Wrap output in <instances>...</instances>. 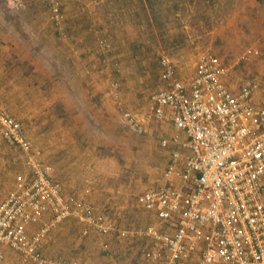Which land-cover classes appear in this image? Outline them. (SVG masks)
Instances as JSON below:
<instances>
[{"label":"rangeland","instance_id":"374dc122","mask_svg":"<svg viewBox=\"0 0 264 264\" xmlns=\"http://www.w3.org/2000/svg\"><path fill=\"white\" fill-rule=\"evenodd\" d=\"M127 5V0H0V106L24 121L22 126L42 159L51 129L70 119L64 115L62 98L69 99L77 90L92 95L90 102L105 115L106 128L91 110L83 115V146L90 145L94 161L79 167L84 178H76L71 171L68 175L73 177L62 182L66 188L70 184L68 191L101 207L116 218L117 226L125 228L140 227L139 223L125 225L124 212L139 216L136 197L160 179L170 152L159 144L171 135L170 125L151 113V98L159 87L160 56L170 57L180 76L188 77L202 52L213 53L225 65L234 66L230 87L237 90L244 80L253 79L258 89L252 100L264 104V0H235L232 11L203 32L196 20L186 15L176 19L169 9L162 18L167 30L163 34H151ZM249 47L258 49L260 56L242 64L240 56ZM67 48L71 49L68 56ZM105 97L110 101L105 102ZM124 112L134 116L142 133L123 124ZM147 140L165 152L163 160L156 151L151 153ZM24 161L21 151L0 136V200L13 188L16 175L27 173ZM144 162L150 165L151 176L143 171ZM92 187L98 191L96 199ZM63 224L54 253L67 246L71 253L81 254L82 264L139 263L143 242L114 238L115 249L104 252L98 240L81 236L74 221ZM49 237L44 242H51L53 237ZM93 243L96 255L91 252ZM121 249L124 257L117 252Z\"/></svg>","mask_w":264,"mask_h":264},{"label":"built area","instance_id":"2783aa9c","mask_svg":"<svg viewBox=\"0 0 264 264\" xmlns=\"http://www.w3.org/2000/svg\"><path fill=\"white\" fill-rule=\"evenodd\" d=\"M259 56L249 47L239 61ZM158 68L162 88L151 98L153 117L183 134L178 144L186 153L177 166L180 153L172 152L165 171L179 185H158L136 197L161 226L119 228L87 199L66 194L22 125L0 106V136L21 151L30 172L0 203V264H79L41 251L68 221L83 237L143 242L138 264H264V104L252 100L258 83L246 79L234 90V66L209 52L198 56L191 77H179L168 56H160ZM121 117L142 133L130 112ZM99 246L107 252L106 242Z\"/></svg>","mask_w":264,"mask_h":264},{"label":"crops","instance_id":"0c3cea01","mask_svg":"<svg viewBox=\"0 0 264 264\" xmlns=\"http://www.w3.org/2000/svg\"><path fill=\"white\" fill-rule=\"evenodd\" d=\"M64 47H66V46L64 45L63 48ZM67 47H68V44H67ZM66 50L68 52L67 56L70 55L69 53H70L71 49L67 48ZM65 60H67V59H65ZM177 71H178V69H177ZM193 72H194V68H193L192 74H193ZM192 74H190L188 77H191ZM178 75H179V77L185 78L184 76H180L179 72H178ZM158 79H159V74H158ZM160 88H162V83L159 80V87H158L157 91ZM77 91L78 92H76L74 94H71L70 95L71 97L69 99L68 98L66 99L65 97L62 98V104H63V108L62 109H63L64 115L68 114L70 119L67 122L60 123L58 127H55V128L51 129L50 142L49 143L46 142V144L44 146V152H43V157H42L41 161H42V163L44 165H46L47 167H49L51 169L54 178L61 184L62 189H63V191L66 194H71V195H75L77 197H81V196H79L76 193L68 191V188H70V184L67 185V188H66V184L64 182H62V180L69 179V178H71L73 176H76V178H78L80 176L79 167L83 166L85 164L91 165L93 163V161H94L92 158H90V151H91L90 145L87 146V147L83 146L84 144H86V142L84 141L85 137L83 135L85 125L81 123V118L83 117V115L87 111L91 110V112H92L91 115L95 116L98 119V121L102 125V128H106V125H105L104 119H103V118L106 119V117H105L104 114L96 112V111H98L100 109L96 110L95 106L90 102L92 100V95H90L89 93H87L85 91H82V90H77ZM105 98H104L105 102L110 101V99L108 97H105ZM1 106H2V104H1ZM106 106L108 107V111L112 110L110 104L106 103ZM151 106H152L151 107V110H152V108H153L152 101H151ZM2 108L7 112V110L3 106H2ZM108 111H104V112L106 113ZM151 113H152V111H151ZM9 115H11V114H9ZM152 116H153V113H152ZM12 117L14 119H16L14 116H12ZM16 120L18 121L19 119H16ZM18 122L21 125H24V121H22V120L20 121L19 120ZM161 122L168 123L170 125V128H167V129H168V133H170L171 135H168L166 138H162V139L160 138L161 140H159V144H160V146H162L161 145V141L162 140H166L167 143H168L167 146H165V147L162 146V147H163V149L164 148L169 149L170 152L168 154L164 170L160 171V174H159V175H161L160 179L158 177V180H156L153 184H151V186L150 185L146 186L143 189L142 192H144L147 189L154 188V187H156L158 185L159 186H161V185L173 186L175 184H178V185L180 184L178 181H175L174 179H171V178L167 177L165 175V171H166V169L169 166L172 165V157H171L172 152L178 151L179 153L180 152L185 153V151H183L180 148V145L178 144V143L184 141L185 139H184L183 134L180 133L179 131H177L176 129H174V127L172 126L171 123L166 122V121H161ZM103 124H104V126H103ZM23 130L25 132L24 127H23ZM57 132H60V134H57ZM162 132H163V130H162ZM25 134H26V132H25ZM26 136H27V134H26ZM28 139L30 140L29 137H28ZM46 141H47V139H46ZM146 144H148V147L150 148L151 153H155V151H156L155 154H156L157 158L160 159V160H163V159H161V156L165 152H160L158 149H154L153 148V147H156V142H154L153 140L152 141L147 140ZM109 161H110V155L107 157L105 162L108 163ZM183 161H184V156L180 155V158H179V160L177 162V166L182 164ZM58 163H60L62 166L58 165ZM141 165H144L143 171L148 173L151 176V174L149 172L150 165L147 164L146 162H144ZM59 167L60 168L62 167L61 169H63V170H60ZM71 171H74L73 176L72 175H68V173H70ZM109 174H111V172L107 173V177L109 176ZM29 176H30V172H29V169H28L27 173H25L23 178L25 180H28ZM18 177H21V174L16 175L15 184H14L13 188L9 191V193L14 189ZM84 177H85L84 175L80 176V178H84ZM92 177H93V174L89 175L88 179H91ZM93 181H95V180H93ZM90 190H91L90 192L93 194V199H96V197H97L96 194L98 193L96 187H92ZM6 197H7V195L0 200V203ZM92 204H94V203H92ZM95 206L98 209L103 210L101 207H99L97 205H95ZM136 206L139 209H141L139 216L133 215V213L131 211H129V210L125 211L124 215H123L124 216L123 222H125L127 220L126 223H124L125 225L126 224H133L134 225L135 223H139L140 227H138V226L129 227V228H138V229L144 228V227H146V226H148L150 224L161 226L159 224L158 220L156 219L155 215L151 211H147V210L141 208L140 206H138L137 202H136ZM106 216L109 218L110 221H112L113 223L117 224L116 218L112 219L109 214H106ZM139 220H140V222H139ZM121 224H122V222H121ZM128 226H130V225H128ZM64 227H65L64 224L60 225L59 228L54 230L49 235L50 236L49 238H51V237H53V238H52L51 242H47L46 243V241H45L43 243V245L41 247V251H42V253L44 255H46L48 257H51V258L61 257V258H64V259H67V260H70V261H76L79 264H82L81 263L82 262L81 261V259H82L81 258V254L79 252H72L71 253L68 250L67 246H65L62 249V251H60L59 253H57L56 251L54 253V251H53V248H57L58 247L59 242L57 244V241L61 240V237L60 236H56V235L61 233L62 232L61 230ZM77 227H78L79 232H80V228H79L78 225H77ZM118 227L119 228H123V229L125 228L124 226H121V225H118ZM171 231L172 230H170L169 232H171ZM89 237L92 238L93 240L94 239L98 240V244L100 242H106L107 244H109L110 245V246H108V252L109 253H111V251L114 250L115 247H116L112 243V240L114 239L113 237L110 238V237L106 236L105 238H103V237H99V236H97L96 234H93V233H90L88 238ZM117 241L122 242V240H119V239H117ZM124 241H126V240H124ZM127 242H130V241H127ZM90 248L92 250L91 251L92 254L96 255V253H95V249H96L95 243H93L92 246H90ZM117 252H120V256L121 257L122 256L124 257V255H126V253H125V251L123 249H121L120 251H117ZM56 254H58V255H56ZM129 256H133V253H130ZM138 261L139 262L142 261V256H139ZM192 262H193V260L191 262H189L188 264H192ZM144 263L152 264V262H150V261H145ZM91 264H93V263H91Z\"/></svg>","mask_w":264,"mask_h":264},{"label":"trees","instance_id":"16d2710c","mask_svg":"<svg viewBox=\"0 0 264 264\" xmlns=\"http://www.w3.org/2000/svg\"><path fill=\"white\" fill-rule=\"evenodd\" d=\"M135 18H139L146 28L167 33L163 21L164 12L170 11L176 19L179 16H190L196 20L200 32L211 29L232 11L235 0H127ZM140 21V22H141ZM139 23V24H142ZM161 34V35H162Z\"/></svg>","mask_w":264,"mask_h":264}]
</instances>
